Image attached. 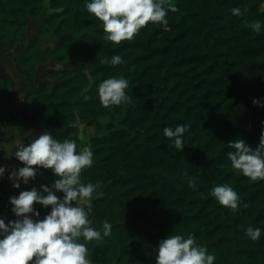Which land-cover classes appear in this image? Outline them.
Wrapping results in <instances>:
<instances>
[{
    "label": "trees",
    "instance_id": "trees-1",
    "mask_svg": "<svg viewBox=\"0 0 264 264\" xmlns=\"http://www.w3.org/2000/svg\"><path fill=\"white\" fill-rule=\"evenodd\" d=\"M3 1L0 44L10 30L20 51L2 46L0 64L9 60L27 84L24 98L35 115H25L24 122H41L53 138L75 140L79 151L81 122L94 126L110 111L125 109L123 128L110 126L107 135L90 139L93 163L81 173L83 183L96 185L92 226L103 232V221L112 225L110 236L87 244L93 264H156L158 242L187 233L215 255V264H264V181H251L227 158L228 141L243 139L255 149L264 131V107L253 105L254 99L264 102V29L256 33L251 27L257 20L264 23V0H172L178 11L166 17L170 31L149 22L120 44L104 38L102 22L86 11L87 0H49L52 12L44 17L43 29L75 33L55 48H43L38 36L21 40L27 17H41L45 0ZM237 7L240 16L231 12ZM114 55L124 62L112 65ZM52 58L84 60L86 70L49 68ZM120 76L129 81L131 103L103 107L99 83ZM1 81L2 89L9 85L7 78ZM4 119L14 120L0 108ZM180 124L191 125L183 151L163 133ZM189 178L195 179L196 190ZM56 179L50 169L37 168L35 180L22 183L19 192L51 187ZM224 183L247 207L233 212L210 195L214 185ZM9 186L7 178H0L6 223L16 219ZM34 207L41 216L50 211V206ZM248 227L262 229L258 241L246 236Z\"/></svg>",
    "mask_w": 264,
    "mask_h": 264
},
{
    "label": "clouds",
    "instance_id": "clouds-1",
    "mask_svg": "<svg viewBox=\"0 0 264 264\" xmlns=\"http://www.w3.org/2000/svg\"><path fill=\"white\" fill-rule=\"evenodd\" d=\"M86 11L102 22L107 41L120 44L132 40L149 22L170 31L166 17L178 9L172 0H87ZM231 12L234 16L241 15L238 7ZM251 27L260 33L264 23L257 20ZM123 62L119 55L110 60L112 65ZM129 70H134V66ZM128 87L129 81L123 76L103 80L98 85L101 105L108 108L131 103V97L126 94ZM253 105L264 107V102L254 99ZM261 124L264 127V121ZM190 127V124L169 126L163 129V133L171 146L183 151V137ZM227 147L232 149L227 152L232 169L253 182L264 181V131L255 149L243 139L230 140ZM93 155L90 147L78 151L75 140L65 138L60 141L53 138L51 132L42 133L28 144H17L14 156L24 166L11 171L8 176L14 188L19 189L21 182L27 185L30 179L35 180L37 168L50 169L57 179L51 187L41 184L40 190L31 187L9 198L16 219L6 223L0 218V264H93L87 244L110 236L112 232V225L107 220L103 221L101 232L89 219L96 185L83 183L81 173L92 166ZM6 171L0 167V178ZM188 185L193 190L198 188L192 178H189ZM57 193H63V196ZM210 195L233 212L247 207L227 183L214 185ZM35 204L44 209L50 206L43 219ZM261 233V228L246 229V236L254 242L261 238ZM155 260L156 264H215L216 257L197 243L193 233H187L170 234L161 239L155 249Z\"/></svg>",
    "mask_w": 264,
    "mask_h": 264
},
{
    "label": "crops",
    "instance_id": "crops-1",
    "mask_svg": "<svg viewBox=\"0 0 264 264\" xmlns=\"http://www.w3.org/2000/svg\"><path fill=\"white\" fill-rule=\"evenodd\" d=\"M21 40H23L22 37ZM37 61H39V59ZM56 61L57 59H52L48 62L47 67L58 69L55 67H51L50 65L51 62ZM7 65H9V67L2 71V66ZM36 66L38 70V65L36 64ZM2 77L7 78L9 81V85L4 89H2ZM26 91L27 84L16 72L12 63L9 60H4L0 64V108L8 116L14 118V120L11 121H8L7 119L0 121V167H4L7 170L4 174V177L7 179L9 174L11 173L9 166L13 163H17L14 156L17 144H28L35 138H38L42 133L47 132L45 126L41 122L23 121V117L25 115H35L34 109L31 106L30 102L26 101L24 98ZM39 129H41L42 131H39ZM6 153H10L11 156H6ZM7 164L9 166H7ZM9 183L10 194L12 196H18L21 186L19 189H16L13 187V181L9 180ZM44 216L45 215H42L40 216V218L43 219Z\"/></svg>",
    "mask_w": 264,
    "mask_h": 264
},
{
    "label": "rangeland",
    "instance_id": "rangeland-1",
    "mask_svg": "<svg viewBox=\"0 0 264 264\" xmlns=\"http://www.w3.org/2000/svg\"><path fill=\"white\" fill-rule=\"evenodd\" d=\"M5 9V3L3 0H0V18L4 17L3 11ZM52 12V9L50 8L49 0H45V11L41 17L33 18L28 16V27L24 34L21 35L23 41H27L33 36H38L42 39L43 42V48L50 47L55 48L56 46L60 45L63 42H66L70 37L75 35V33H65L62 35H54L51 32H46L43 29L42 21L44 17L49 15ZM6 45L8 48H11L16 53H19L20 49L18 46L14 45L12 43V31L7 32V41L5 44H0V51L2 46ZM56 59V58H52ZM51 59V60H52ZM49 60V61H51ZM36 64L38 65V75L43 74V64L41 61H37ZM42 64V65H41ZM51 67L60 68V67H68L75 70H86V63L84 60H80L78 62H68V63H61L58 60L56 62H51ZM9 65L2 66V71L5 70ZM37 67V66H36ZM125 116V109H123L121 112H114L110 111L108 114L101 116L98 120V123L94 126H87L85 123H80V139H81V146L82 147H89L90 146V139L94 136H104L109 133V127H113L115 129H121L123 128L121 122L124 119ZM39 131H42L39 129ZM38 131V132H39ZM6 156H11L10 153H6ZM7 166H9L7 164ZM19 164H12L9 166L10 171H13L17 168H19ZM85 170V169H84ZM101 190L97 193V195L101 194ZM6 215L7 212H6Z\"/></svg>",
    "mask_w": 264,
    "mask_h": 264
},
{
    "label": "water",
    "instance_id": "water-1",
    "mask_svg": "<svg viewBox=\"0 0 264 264\" xmlns=\"http://www.w3.org/2000/svg\"><path fill=\"white\" fill-rule=\"evenodd\" d=\"M0 218L6 219L7 218L6 212L0 213Z\"/></svg>",
    "mask_w": 264,
    "mask_h": 264
}]
</instances>
